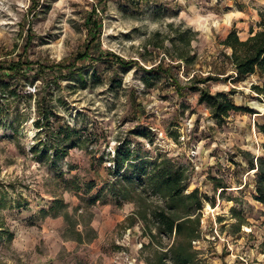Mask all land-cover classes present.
Instances as JSON below:
<instances>
[{
    "label": "rangeland",
    "instance_id": "rangeland-1",
    "mask_svg": "<svg viewBox=\"0 0 264 264\" xmlns=\"http://www.w3.org/2000/svg\"><path fill=\"white\" fill-rule=\"evenodd\" d=\"M98 2L0 0V61L22 56L28 76L12 79L19 96L0 124V264H178L180 251L195 264H264V204L251 169L264 155L257 126L264 99L253 89L264 76L232 80V49L221 43L234 26L243 39L258 30L264 0H107L98 6L103 28L94 44L85 21ZM184 32L198 55L189 67L175 58ZM89 44L77 62L85 84L65 65ZM97 49L107 59H96ZM112 52L132 66L120 67ZM160 65L177 81L164 69L144 70ZM36 72V80L28 75ZM219 72L226 73L199 81ZM198 85L234 90L238 104L257 112L218 124ZM42 95L59 114L51 129L38 109ZM59 119L80 131V143L56 156ZM120 147H132L154 172L182 170L180 203L152 180L116 177ZM195 190L201 208L188 197ZM161 210L180 218V233L160 224Z\"/></svg>",
    "mask_w": 264,
    "mask_h": 264
},
{
    "label": "trees",
    "instance_id": "trees-1",
    "mask_svg": "<svg viewBox=\"0 0 264 264\" xmlns=\"http://www.w3.org/2000/svg\"><path fill=\"white\" fill-rule=\"evenodd\" d=\"M107 0H99L98 4L93 6V10L86 17L85 26L88 29V33L92 35V43L99 39L101 36L103 23L99 17V3L103 4ZM33 6H39L40 0H33ZM176 39H180L182 42V47L178 46L176 50V61L178 63L185 62L187 67L193 65L198 55L197 53H191L189 46L191 43V37H188L187 33H181ZM176 39H173L174 41ZM222 45L227 48H231L232 52L228 56L231 65L234 67L235 75L230 77L234 81L245 80L249 76L259 73L264 76V17L260 22V28L258 30L252 29L250 35L247 38H242L240 32L237 29V26H234L226 38L222 40ZM95 44V43H94ZM175 44V42H174ZM164 46V45H163ZM162 46V47H163ZM93 47L92 44H89L85 51L78 52L75 56L74 62L67 63L65 67H68L70 73L78 74V77L83 83L87 84L88 80L86 78L85 68L78 66L77 62L89 55L90 48ZM165 47V46H164ZM115 60H118L120 67L128 69L132 64L126 61L121 56L113 53ZM96 59H107L106 56H103L101 50L97 49L96 54L94 55ZM174 56V55H172ZM107 63H110V60H104ZM26 62H23L22 56L19 59H15L10 62V64H5L0 61V124L4 123L7 117L11 114V102L12 98H17L19 96V91L14 90V84H12V79H22L28 76L25 74L26 71L22 69L23 65ZM112 66L115 63L111 64ZM156 67V66H155ZM158 68H151V70L144 69L148 74H153L154 72H160V69H164L165 75L170 77L173 81H177L174 78V73L172 72V67H164L163 65L157 66ZM43 72V71H42ZM27 73V72H26ZM38 72L30 77H33L36 80L40 77ZM226 72H219L218 75L208 76L205 80H199L201 83H208L211 80L220 79L222 74ZM43 76V75H42ZM116 76H114L115 78ZM150 77V76H149ZM159 78L161 76H158ZM118 78V77H116ZM115 78V79H116ZM33 80V81H34ZM53 85V84H51ZM13 86V87H12ZM200 90L199 100L201 103H205L211 110L212 118L218 123H225L228 118L236 112H248L256 113L257 111L250 106L244 104H238L233 95L235 94L234 90L231 91H216L213 92L209 86L201 87L198 85ZM11 89V90H10ZM253 89L258 93V96L264 99V83L263 84H253ZM5 97V98H4ZM39 97V96H38ZM38 102V109L46 116L47 120L43 121L44 125L50 127V119L53 115L59 116L55 110L51 109L48 106H45V103H48V98L46 95H42ZM51 109V110H50ZM42 116L39 119H45ZM59 127H53V139L60 144H56V156L59 154L66 155L71 147L76 146L79 142L80 131L72 126L70 122L61 124V120H58ZM38 125H41V121L38 122ZM259 131L264 135V121L257 123ZM142 133V132H140ZM145 134V133H142ZM264 148V142H263ZM149 163L146 158L138 156L132 147H120L115 155V167L112 169L113 174L120 179H127L130 181V184L138 183V181H144L146 179L152 180L155 182V189L164 192L171 199H173L174 205L179 202L180 197H182L186 192V185L184 183V172L180 169L171 170L170 166H163L159 168L157 172L149 169ZM251 169H256L257 180H256V192L255 197L258 201L264 204V155L260 156L258 160L253 159L251 162ZM121 176V177H120ZM225 187V186H222ZM125 188L122 190L121 194L124 195ZM197 191L191 192L188 195L189 198L195 199L197 206L202 207V200L196 197ZM179 200V201H178ZM180 203V202H179ZM176 208V206H174ZM160 224L168 232H178L180 233L184 223L180 221V218L172 216L165 210H161L157 213ZM176 256L178 257V264H195V260L191 259L190 254L186 252H177Z\"/></svg>",
    "mask_w": 264,
    "mask_h": 264
}]
</instances>
